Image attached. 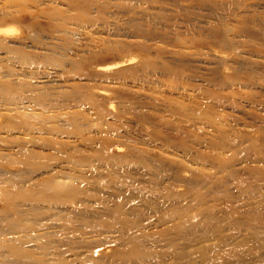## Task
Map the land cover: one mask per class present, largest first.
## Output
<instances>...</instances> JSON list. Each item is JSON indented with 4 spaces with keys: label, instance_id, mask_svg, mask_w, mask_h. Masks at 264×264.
Here are the masks:
<instances>
[{
    "label": "rangeland",
    "instance_id": "obj_1",
    "mask_svg": "<svg viewBox=\"0 0 264 264\" xmlns=\"http://www.w3.org/2000/svg\"><path fill=\"white\" fill-rule=\"evenodd\" d=\"M0 264H264V0H0Z\"/></svg>",
    "mask_w": 264,
    "mask_h": 264
},
{
    "label": "bare ground",
    "instance_id": "obj_2",
    "mask_svg": "<svg viewBox=\"0 0 264 264\" xmlns=\"http://www.w3.org/2000/svg\"><path fill=\"white\" fill-rule=\"evenodd\" d=\"M5 31H6V30H5ZM128 60H130V59H127V61H128ZM121 61H122V60H121ZM115 62L117 63V61H115ZM115 62H114V63H115ZM122 62H123V61H122ZM114 63H113V65H114ZM116 63H115V64H116ZM119 63H120V62H119ZM107 65H108V64H107ZM108 66H109V65H108ZM115 66H116V65H115Z\"/></svg>",
    "mask_w": 264,
    "mask_h": 264
}]
</instances>
